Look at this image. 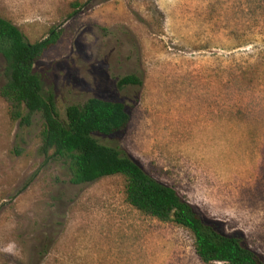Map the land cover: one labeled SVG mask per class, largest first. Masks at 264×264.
I'll list each match as a JSON object with an SVG mask.
<instances>
[{
    "label": "rangeland",
    "instance_id": "1",
    "mask_svg": "<svg viewBox=\"0 0 264 264\" xmlns=\"http://www.w3.org/2000/svg\"><path fill=\"white\" fill-rule=\"evenodd\" d=\"M0 16L30 42L59 34L35 71L61 119L124 104L126 129L94 137L264 259V0H0ZM42 124L0 97V264H202L188 231L126 203L122 176L70 184Z\"/></svg>",
    "mask_w": 264,
    "mask_h": 264
},
{
    "label": "trees",
    "instance_id": "2",
    "mask_svg": "<svg viewBox=\"0 0 264 264\" xmlns=\"http://www.w3.org/2000/svg\"><path fill=\"white\" fill-rule=\"evenodd\" d=\"M58 40L59 34L52 29L47 38L30 42L17 26L0 16V55L7 72L0 97L7 104L10 119L19 126L30 125L31 117L40 115L43 155L63 161L72 185L122 176L126 203L146 217L188 231L202 264H264V259L241 236L226 234L215 224L205 222L174 188L156 181L135 161L94 137H110L126 129L129 115L124 104L90 98L66 107L65 118L59 117L52 93L42 92L35 71L36 63ZM120 84L141 82L129 75L121 78Z\"/></svg>",
    "mask_w": 264,
    "mask_h": 264
}]
</instances>
